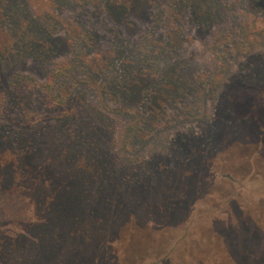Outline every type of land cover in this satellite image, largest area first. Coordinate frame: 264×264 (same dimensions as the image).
<instances>
[{
    "label": "rangeland",
    "instance_id": "rangeland-1",
    "mask_svg": "<svg viewBox=\"0 0 264 264\" xmlns=\"http://www.w3.org/2000/svg\"><path fill=\"white\" fill-rule=\"evenodd\" d=\"M227 233L264 250V0H0V264H234Z\"/></svg>",
    "mask_w": 264,
    "mask_h": 264
},
{
    "label": "trees",
    "instance_id": "trees-1",
    "mask_svg": "<svg viewBox=\"0 0 264 264\" xmlns=\"http://www.w3.org/2000/svg\"><path fill=\"white\" fill-rule=\"evenodd\" d=\"M118 19V18H117ZM91 42V38L88 40ZM44 55L43 51H39L37 54L38 58H41ZM61 68H65V66H61ZM151 87V85H149ZM151 89V88H149ZM242 227L244 231L256 233L259 229V226L255 223L252 226H249L247 223H242ZM222 241L224 242L225 247L229 250L228 258L234 264H264V250H259V246H255L254 248L247 244L248 241L246 238L243 240H236L230 233L222 235ZM259 242V241H257ZM193 261V260H192Z\"/></svg>",
    "mask_w": 264,
    "mask_h": 264
}]
</instances>
